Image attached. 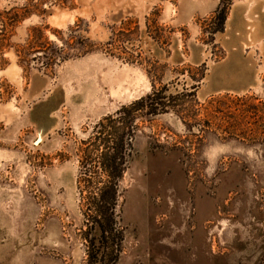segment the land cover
I'll return each instance as SVG.
<instances>
[{
    "label": "rangeland",
    "instance_id": "rangeland-1",
    "mask_svg": "<svg viewBox=\"0 0 264 264\" xmlns=\"http://www.w3.org/2000/svg\"><path fill=\"white\" fill-rule=\"evenodd\" d=\"M116 126L113 264H264V0H0V264H86Z\"/></svg>",
    "mask_w": 264,
    "mask_h": 264
},
{
    "label": "trees",
    "instance_id": "trees-1",
    "mask_svg": "<svg viewBox=\"0 0 264 264\" xmlns=\"http://www.w3.org/2000/svg\"><path fill=\"white\" fill-rule=\"evenodd\" d=\"M15 9L12 7L8 11ZM226 18L225 9L220 7L215 15V31L223 29ZM3 21V20H2ZM13 21H15L13 19ZM3 26L5 25L2 24ZM2 31V29H1ZM54 59V58H53ZM164 92V91H163ZM163 92L157 91L146 96L140 97L130 103L128 106H121L117 115L124 114L128 118V132H132V123L135 121L136 113L144 110L149 116L159 112H165L167 105L164 102L165 96ZM168 100V99H167ZM119 128L116 126L112 134V146H107L103 151L101 161L102 168L107 172L106 181H98L97 196L92 198L90 203L91 212L90 219L86 224L83 232L84 240L87 243V260L86 264H113L119 253L120 248V232L116 228L115 206L117 200L118 180L121 177V166L124 164L125 144L123 138L126 135L122 133L118 135ZM130 137V141H131ZM106 143V142H104ZM109 143V141H107ZM130 150L132 143H129ZM111 262V263H110Z\"/></svg>",
    "mask_w": 264,
    "mask_h": 264
},
{
    "label": "bare ground",
    "instance_id": "bare-ground-1",
    "mask_svg": "<svg viewBox=\"0 0 264 264\" xmlns=\"http://www.w3.org/2000/svg\"><path fill=\"white\" fill-rule=\"evenodd\" d=\"M126 77H124V75H122V74H117V75H115L114 79H112V77L109 76L108 81H109V83H113V81H115L117 84H122V82L126 79Z\"/></svg>",
    "mask_w": 264,
    "mask_h": 264
}]
</instances>
